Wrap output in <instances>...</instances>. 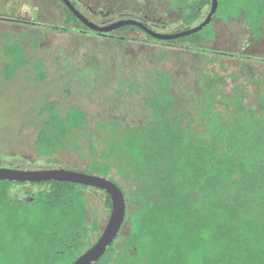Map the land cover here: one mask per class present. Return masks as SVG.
Wrapping results in <instances>:
<instances>
[{
  "label": "trees",
  "instance_id": "16d2710c",
  "mask_svg": "<svg viewBox=\"0 0 264 264\" xmlns=\"http://www.w3.org/2000/svg\"><path fill=\"white\" fill-rule=\"evenodd\" d=\"M165 1L170 10L180 13L179 31L200 23L211 5V0ZM240 16L252 40H261L264 0H218L212 21L178 39V44L146 34L141 42L202 51L198 47L214 39L215 19ZM0 22L68 33H80L74 27L82 26L68 9L62 26L4 15ZM9 42L0 47L6 58L4 82L27 64L23 46ZM234 56L243 59L241 72L249 70L252 75L230 91H225L223 75L202 72L200 98L188 111L179 100L183 96L172 95L170 76L155 73L143 99L150 112L146 123L129 127L113 121L105 126L110 136L104 147L98 152L93 143L89 145L93 159L83 173L107 178L119 187L126 201L124 224H129L128 233L123 238L118 235L94 264H264V86L254 67L245 64L247 57ZM35 68V80L44 81L42 65ZM230 78L236 82L239 77ZM249 86L254 88V99L249 98ZM130 90L137 92L136 86ZM38 118L42 121L34 149L46 159V166H52L53 156L74 145L75 134L88 127L84 111L73 105L61 112L47 103ZM23 162L16 168L29 165ZM113 172L124 185L111 177ZM24 186L31 188L23 193L26 199L14 198L12 190ZM89 191L102 197L109 213L108 195L85 185L0 181V264H73L101 233L86 197Z\"/></svg>",
  "mask_w": 264,
  "mask_h": 264
},
{
  "label": "rangeland",
  "instance_id": "374dc122",
  "mask_svg": "<svg viewBox=\"0 0 264 264\" xmlns=\"http://www.w3.org/2000/svg\"><path fill=\"white\" fill-rule=\"evenodd\" d=\"M78 1L93 9L108 10L114 16L120 13L115 7L116 0ZM145 1H131L133 18L142 16L135 12L136 8L146 12ZM153 3V9L147 15L163 21L150 22L157 27L156 32L169 34L180 30V13L170 11L166 1L153 0ZM64 14L62 7L40 0H0V15L40 25L62 26ZM213 31L214 39L198 47L202 51H188L141 42L145 40L144 36L131 30L124 36L138 41L0 22V47L7 39L10 44L19 42L27 63L14 79L4 82L2 62L6 58L0 52V167L17 169L24 161L29 165L21 170H87L93 159L89 145L93 143L99 152L110 136L106 125L113 121L129 127L146 123L150 112L144 107L143 99L151 90L155 73L170 76L172 95L177 99L183 96L179 100L188 111L200 98L198 79L202 72L223 75L227 82L226 92L252 75L249 70L241 72L243 59L234 55L247 57L245 64L254 67L264 86V36L258 42L253 41L242 16L226 21L215 19ZM36 65H42L46 75L39 83L35 80ZM233 74L239 77L236 82L230 78ZM131 86H136L137 92H131ZM248 90L249 98L254 99V88L249 86ZM47 103L55 105L61 112L72 105L80 107L88 123V127L75 134L77 142L74 145H66L53 156L52 166H46V159L37 156L34 149L38 124L42 121L38 113ZM111 177L124 185L114 172ZM27 190L31 188L13 189L12 196L26 199L23 193ZM96 195L99 194L89 191L86 197L102 230L110 212L104 209L102 197ZM128 230L126 223L120 238Z\"/></svg>",
  "mask_w": 264,
  "mask_h": 264
},
{
  "label": "water",
  "instance_id": "95a60500",
  "mask_svg": "<svg viewBox=\"0 0 264 264\" xmlns=\"http://www.w3.org/2000/svg\"><path fill=\"white\" fill-rule=\"evenodd\" d=\"M63 5L76 17V19L89 31L99 36L107 35L122 27H136L148 37L156 41H174L188 37L207 26L215 15L218 0H211V5L204 19L189 29L176 33L163 34L146 27L141 21L134 19H123L106 26H99L89 21L70 0H61ZM82 33V32H81ZM86 34V33H82ZM0 181L18 182L31 184L46 181H60L81 184L93 189L105 192L111 201V210L105 227L101 230L96 242L78 257L73 264H94L105 253L108 247L119 235L124 224L126 215V201L119 187L111 180L96 175L86 174L80 171L54 168L40 170H20L0 167Z\"/></svg>",
  "mask_w": 264,
  "mask_h": 264
},
{
  "label": "flooded vegetation",
  "instance_id": "af4514ba",
  "mask_svg": "<svg viewBox=\"0 0 264 264\" xmlns=\"http://www.w3.org/2000/svg\"><path fill=\"white\" fill-rule=\"evenodd\" d=\"M131 1H133V0H116L115 7L118 8L117 12H120V13L118 15L114 16V14L111 15V13H109L110 11H108V10H105V9H102V10L101 9H93L89 5L80 4V2L78 0H70V2L89 21H91V22H93V23H95V24H97L99 26H106V25L112 24L114 22H117L119 20H123V19H134V20H137V21H141L146 27H148L149 29L154 31L155 28H157V27L155 25L151 24L150 22H153V21H155V22H163V21H160L159 19L155 20V19H153V17L149 18V16L147 15V12L149 13L150 9L151 10L153 9V7H152L153 4H154L153 0H146L145 2H143V3H145V5H147L146 12L143 11L142 9H140V8H136L135 12L137 14H139V15H142V16H137L136 15L135 18H133V16H131L132 13H130V12L134 11V8L132 7L133 4L131 3ZM163 1H165V0H163ZM137 2H138V0H137ZM52 5H54V4H52ZM56 6L62 7V9L64 10V13L66 12L67 8L63 5L62 2L60 4H56ZM135 7H138L137 3H135ZM169 10H170V8H169ZM170 11H172V10H170ZM112 16H114V17H112ZM120 29L114 30L113 32L107 34L106 36L103 35L101 37H113V38H115V37L121 36V38H124V37H126L124 35L126 33H128L129 30H131V31L138 32V33L142 34L144 36V38L147 39L145 34L142 31H140L139 29H138L139 31H136V30H134V27L129 29V30H127V31H124L123 33L119 32ZM75 31L80 32V33L81 32L82 33H86V34L89 33V31H87V29L83 25L80 27L79 30L76 29ZM176 32H179V30L173 31L172 33H176ZM117 34H119V35H117ZM95 36H99V35H95ZM128 38H130V37H128ZM130 39H133V38H130ZM170 42L174 44V43L177 42V40L170 41Z\"/></svg>",
  "mask_w": 264,
  "mask_h": 264
},
{
  "label": "crops",
  "instance_id": "0c3cea01",
  "mask_svg": "<svg viewBox=\"0 0 264 264\" xmlns=\"http://www.w3.org/2000/svg\"><path fill=\"white\" fill-rule=\"evenodd\" d=\"M12 25H14V24H12ZM17 25H18V24H17ZM20 26H25V25H21V24H20Z\"/></svg>",
  "mask_w": 264,
  "mask_h": 264
}]
</instances>
